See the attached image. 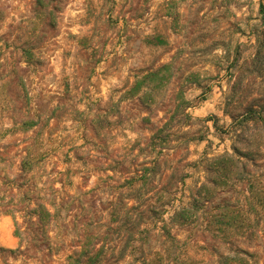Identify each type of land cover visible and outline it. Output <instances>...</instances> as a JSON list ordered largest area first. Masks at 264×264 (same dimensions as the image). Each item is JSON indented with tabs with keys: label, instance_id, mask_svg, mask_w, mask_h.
Returning a JSON list of instances; mask_svg holds the SVG:
<instances>
[{
	"label": "rangeland",
	"instance_id": "374dc122",
	"mask_svg": "<svg viewBox=\"0 0 264 264\" xmlns=\"http://www.w3.org/2000/svg\"><path fill=\"white\" fill-rule=\"evenodd\" d=\"M0 264H264V0H0Z\"/></svg>",
	"mask_w": 264,
	"mask_h": 264
},
{
	"label": "trees",
	"instance_id": "16d2710c",
	"mask_svg": "<svg viewBox=\"0 0 264 264\" xmlns=\"http://www.w3.org/2000/svg\"><path fill=\"white\" fill-rule=\"evenodd\" d=\"M159 140V143L161 145L165 144V137L164 138H158L157 136H153L152 140ZM201 136L194 138L192 141H201ZM224 158V157H222ZM221 159V158H220ZM152 166V168H145V170H143L141 173H136L134 175L133 178H131L129 181L132 182H136V183H143L146 182L148 180V177L151 176L153 170H154V166L155 163L152 162V164L150 165ZM188 178V174L186 173V169H184V167H180L177 171V174H175V182L173 183V186L175 187L176 190H180L181 188L184 187V183L185 180ZM208 183L202 185L199 189V194H196V199L198 200H193L191 201L190 204L187 205H180L179 207L174 208L173 206H170L168 211H166V208H163V210L161 212H159L158 217H154L152 214V212L150 210H148L147 207H139L138 208H132L131 210L136 211L137 213V217L134 220V230H135V234L137 236H142L143 234L146 235L150 232V229H143L145 227H150L152 225V222H149L150 219L154 220V223H162V227L160 228V231H162V234L164 236H166V238H174L171 234V229L177 228V227H184L187 226L190 222V219L192 217V212L193 209H196V205L198 203V201H200L201 199H206L203 200L201 202H208L207 201V196H208V190H207V186ZM146 186V184H144L141 188L143 189ZM175 192V190H173L172 193H168L169 195H167V197L170 198L171 195H173ZM137 201L139 203L140 199L143 198L144 196H140L137 192ZM202 195L204 196V198L202 197ZM171 200H167V204H165L164 206H168L170 204ZM140 205V204H139ZM172 205V204H171ZM130 210V211H131ZM41 211V206L36 204V209L35 212H40ZM103 214V212H102ZM165 215H168L167 219H164L163 217ZM96 216V215H95ZM103 220L102 216L97 218H93V221L91 220H83V222H81V226L82 229L81 232L84 234V236L86 237H81L80 238H107L108 233H104L102 232V230H100V228H98V226L101 224V221ZM151 220V221H152ZM53 225V226H52ZM148 225V226H147ZM51 227L53 230H55L56 225L55 224H51ZM106 226H103V228ZM61 228H63V226H61ZM207 228V225H206ZM105 236V237H104ZM66 237V234L63 233V238Z\"/></svg>",
	"mask_w": 264,
	"mask_h": 264
}]
</instances>
